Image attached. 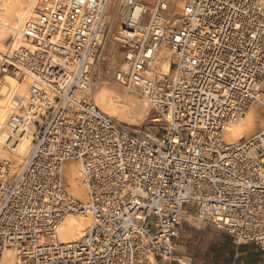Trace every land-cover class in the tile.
Instances as JSON below:
<instances>
[{
    "label": "built area",
    "instance_id": "built-area-1",
    "mask_svg": "<svg viewBox=\"0 0 264 264\" xmlns=\"http://www.w3.org/2000/svg\"><path fill=\"white\" fill-rule=\"evenodd\" d=\"M184 1L186 15L170 34L174 65L184 75L164 87L157 130L97 132L105 165L92 173L89 184L99 223L78 243L55 239L58 219L76 206L58 185L55 164L58 156L77 152L80 143L48 130L55 120L63 121L50 106L35 121L31 151L37 160L25 163L0 200V257L8 241H17L23 247L20 264H144L140 242L146 234V249L152 248L161 264H172L177 229L192 206L237 244L264 248V131L254 158L246 155L248 148L229 145L222 136L225 123L263 92L261 0ZM164 35L160 26L127 43L138 66L148 65L144 59ZM128 182L143 185L149 194L143 197L137 189L123 194Z\"/></svg>",
    "mask_w": 264,
    "mask_h": 264
},
{
    "label": "bare ground",
    "instance_id": "bare-ground-1",
    "mask_svg": "<svg viewBox=\"0 0 264 264\" xmlns=\"http://www.w3.org/2000/svg\"><path fill=\"white\" fill-rule=\"evenodd\" d=\"M259 6L264 10V0ZM185 7L184 0H0V200L25 163L37 160L31 151L36 144L35 121L53 106L63 121L55 120L48 130L80 143L77 152L67 148L69 153L56 158L58 185L76 205L58 219L57 242L78 243L99 223L90 206L89 184L92 173L105 165L100 156L105 148L97 132L157 130L164 87L184 75L174 65L170 34L180 27ZM98 16L99 23L93 21ZM160 26L165 27L163 39L144 59L148 65L138 66L127 43ZM258 96L226 122L222 132L225 143L243 145L248 148L246 155L253 158L264 131V86ZM58 98H62L61 106ZM111 121L114 125L108 127ZM79 122L81 127L76 126ZM84 134L82 142L79 137ZM63 145L68 143L63 141ZM130 189H137L143 197L149 194L143 185L132 182L124 185L123 194ZM194 209L187 208L182 215L172 264H192L188 249L178 243L184 238L185 223L195 220L198 229L206 224L223 231L207 224ZM149 242L150 236L144 234L140 242L143 263L161 264L154 250L146 249ZM22 249L19 242L8 241L0 264L22 263Z\"/></svg>",
    "mask_w": 264,
    "mask_h": 264
},
{
    "label": "rangeland",
    "instance_id": "rangeland-1",
    "mask_svg": "<svg viewBox=\"0 0 264 264\" xmlns=\"http://www.w3.org/2000/svg\"><path fill=\"white\" fill-rule=\"evenodd\" d=\"M193 222L194 223L192 224L185 223L186 229L184 233V238L182 239V241L178 240V243L183 244L185 247L187 245V247L190 248L191 246H196L197 249L194 253V257H197L199 254H202L201 251L198 250V248L200 243L207 239L210 240L209 251H207V253L210 255L213 252L215 258H217L218 260H220V258L223 259L226 256V253H237L240 251L233 238L226 232L217 230L213 226L206 224H204L203 228L198 229L196 227L195 220H193ZM193 261L194 258L192 259V262Z\"/></svg>",
    "mask_w": 264,
    "mask_h": 264
},
{
    "label": "crops",
    "instance_id": "crops-1",
    "mask_svg": "<svg viewBox=\"0 0 264 264\" xmlns=\"http://www.w3.org/2000/svg\"><path fill=\"white\" fill-rule=\"evenodd\" d=\"M209 244L210 240L208 239L200 243L198 250L201 251L202 254H199L197 257H194L197 247L191 246L190 248L186 245L188 253L194 258L192 264H264V248L253 242L242 244L236 243L240 251L237 253H226V256L223 259L220 258V260L215 258L213 252L210 255L207 253V251H209Z\"/></svg>",
    "mask_w": 264,
    "mask_h": 264
}]
</instances>
